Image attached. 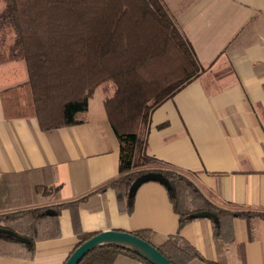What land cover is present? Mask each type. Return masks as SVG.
Wrapping results in <instances>:
<instances>
[{
  "label": "crops",
  "instance_id": "crops-1",
  "mask_svg": "<svg viewBox=\"0 0 264 264\" xmlns=\"http://www.w3.org/2000/svg\"><path fill=\"white\" fill-rule=\"evenodd\" d=\"M162 2L203 70L153 111L147 154L187 176L216 206L264 213V0ZM18 62L0 66V77L10 71L7 83L27 82L26 64ZM2 85L0 215L88 198L61 211L59 234L36 242L31 259L0 243V264H65L83 234L149 230L155 246L177 234L179 218L160 182L138 189L132 215L121 211L115 190L94 193L119 176L122 144L104 107L110 84L95 92L80 124L52 131L37 118H7L1 93L19 84ZM252 226L251 237L247 222L234 220L233 243L223 248L212 220L187 226L181 236L200 255L189 264H264V221ZM114 264L143 263L120 255Z\"/></svg>",
  "mask_w": 264,
  "mask_h": 264
},
{
  "label": "trees",
  "instance_id": "trees-1",
  "mask_svg": "<svg viewBox=\"0 0 264 264\" xmlns=\"http://www.w3.org/2000/svg\"><path fill=\"white\" fill-rule=\"evenodd\" d=\"M0 22L15 33L14 43L0 53V66L22 60L28 74L27 82L1 93L7 118H37L43 131L75 126L95 92L105 84L113 87L104 107L122 144L119 176L94 193L115 190L121 211L132 215L140 188L132 190L133 184L148 173L162 174L179 218L177 234L160 246L152 242V231L134 236L157 248L171 264L200 258L181 232L203 219L197 216L201 212L215 215L209 219L219 248L233 243L236 219L247 222L252 237V221H264V213L216 206L187 176L147 154L151 114L203 70L162 0H8ZM87 198L0 215L4 251L31 259L36 242L59 234L61 211ZM97 235H81L75 251ZM120 255L151 264L118 245L98 247L79 264H114Z\"/></svg>",
  "mask_w": 264,
  "mask_h": 264
},
{
  "label": "water",
  "instance_id": "water-1",
  "mask_svg": "<svg viewBox=\"0 0 264 264\" xmlns=\"http://www.w3.org/2000/svg\"><path fill=\"white\" fill-rule=\"evenodd\" d=\"M151 181H157L167 186V183L162 174L148 173L141 176L132 186V190L138 189L143 184ZM199 218H214V214L210 212H201L197 215ZM16 239L23 243H29V240L15 236ZM105 245H118L134 253L140 255L151 264H171L157 248L150 243H147L132 233L119 232V231H106L98 234L89 241L85 242L70 256L65 264H79L82 259L91 251L98 247Z\"/></svg>",
  "mask_w": 264,
  "mask_h": 264
},
{
  "label": "rangeland",
  "instance_id": "rangeland-1",
  "mask_svg": "<svg viewBox=\"0 0 264 264\" xmlns=\"http://www.w3.org/2000/svg\"><path fill=\"white\" fill-rule=\"evenodd\" d=\"M8 0H0V15L4 12L7 7ZM15 33L11 26L6 23L0 22V53L6 52L9 45L14 42ZM20 65H24V61L18 62ZM10 71H7L0 77V83L5 84L2 85L1 88H7V86H14L15 84H21L23 81L21 79H17L16 81H8L9 80Z\"/></svg>",
  "mask_w": 264,
  "mask_h": 264
}]
</instances>
